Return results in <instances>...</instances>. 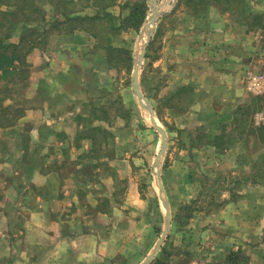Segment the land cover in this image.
Listing matches in <instances>:
<instances>
[{
  "label": "rangeland",
  "instance_id": "obj_1",
  "mask_svg": "<svg viewBox=\"0 0 264 264\" xmlns=\"http://www.w3.org/2000/svg\"><path fill=\"white\" fill-rule=\"evenodd\" d=\"M36 1L44 11L46 20L53 21L49 0ZM176 1L116 0L113 6L106 9L113 20L102 19L97 29L95 27L99 37L96 41L85 33H77L71 37L59 36L55 30L49 29L48 24L46 28L51 33L48 32L42 46L34 49L27 58L28 83L24 84L25 86L8 83L11 92H7L6 81L0 79V104L12 105L23 112L21 117H17L14 125L10 126L20 124L22 132V136L19 135L20 141L13 136L12 139L23 152L6 153L3 158L1 157L6 161L9 160L10 164L7 174H2L3 178L0 177L2 179L0 180V264H24V257H19L20 251L17 249L19 245L23 246L21 247L23 252L26 249L30 251L39 249L35 241L33 244L27 241L30 246L24 248L26 242L24 243L23 222L27 216L24 218L18 216L19 206L16 204L18 194L24 192L23 203H26L27 212L30 206L28 204H32L31 197L39 195L45 206L49 201L44 200L47 197L41 192L50 194L52 191L51 184L35 188L33 182L35 176L39 175V170L30 168V163H34L35 166L38 159L39 163L43 162L41 171L58 172L68 161H76L80 156L82 160H94L100 164V167L106 163L107 168L104 170L102 168L97 170V164L93 165L94 168L87 167L86 170V179L98 181L101 191L104 187L101 179L111 178L112 165L109 163L120 160L126 162V159L131 161L136 156L135 149L141 162L136 176L141 190V201L145 206L144 211L139 213L141 225L137 229H122L123 232L117 236V243H120V247L123 245L124 249L120 248V253L112 258L109 264H142L145 258L152 254L158 242H160L158 249L148 264L155 258L165 264H228L226 261L229 256L232 257L231 262L235 264L250 262L249 256L243 253L240 247L230 249V246L234 245L232 240L234 242L235 239H241L234 235L233 231L225 229L226 223L223 224L224 227L219 228L216 214L227 210L228 201L234 199L237 192H246L245 194L250 195L252 214L256 212V215H260L264 212V145L258 138L264 137V133L256 131V128L264 126V92L255 93L248 90L245 78L240 104L232 107L211 102L212 99H206L202 91L188 89L189 86L174 90L172 86L169 89V85H173L172 60L163 49L165 31L157 37L156 30L158 26L162 28L169 23V20L163 22V19L174 15H170V12ZM258 2L260 0H250L255 7ZM261 2L264 3V0ZM134 4L136 10L140 8V11L132 15ZM235 4L233 9L215 4L210 7L217 9L220 17L229 16L230 23L227 29L230 32L227 38L236 42L231 48L237 53L239 50L243 57L246 67L244 76L247 77L248 73L264 76V29L251 28V19L245 20L240 17L239 5ZM210 7L198 10L199 14L195 16L206 15ZM263 8L264 4L261 9ZM0 9L13 11L15 8L10 9L0 5ZM156 9L158 13L154 26L151 27L149 20ZM88 12L93 11L88 10ZM141 12L145 18L136 30L133 25L137 23ZM262 19L264 21V17ZM25 26L30 27L24 25L20 19L17 26L12 29V42H18ZM148 38L150 41L139 68L138 86L143 97L154 107V110L155 107L159 108L162 120L155 114L156 123L166 133L167 145L158 167H155L154 161L161 149V137L152 126L149 112L139 106L131 87L133 67ZM68 48L72 49L68 65L70 77L67 78L65 85L69 102L59 109L65 120L58 125L55 123L60 127L57 129L59 132L56 131L57 138L52 139L48 133L40 142L34 133L36 127L43 131L51 128L50 124L39 123L50 119L49 111L45 115L41 113L40 116L31 113L29 119L32 121L19 122L25 116V111L29 110L32 104H36V95H32L33 91L28 89L31 87L30 78L34 76L32 71L37 68L41 72L39 75H43L42 70L46 69L48 73L41 79L46 80L51 90L56 89L50 81L49 69L51 63H57L62 67L61 63H58L59 59L56 58L61 52L66 53ZM147 48H149L148 57H145ZM64 65L66 66V63ZM176 85L177 83L174 84ZM178 91L181 94H177ZM210 107L214 115L221 116V112L229 115L227 116L229 121L222 124L227 126L225 139L219 142L214 141L220 135L221 129L217 128L219 132L215 136L214 127L216 128L217 125H214L212 120L201 119L203 114L211 112ZM81 109H84L85 117L78 118L76 115L68 114L74 111L79 115ZM189 110L193 115L189 114L188 118H183ZM68 117H72L73 120L66 119ZM35 120L39 121L36 123ZM64 128H68L70 134H73L69 144L74 145L75 148H79L82 143V140H78L79 136H92L91 149L86 153L80 151L79 154L70 153L68 148L62 151L64 143L60 144V141L66 139L61 132ZM55 140L57 142L54 145ZM212 142L219 143L222 147L220 152L213 151ZM45 148H50L52 151L44 153ZM58 148L61 150L55 151ZM126 174L134 176L133 163L131 173L127 170ZM157 174L160 176L163 187L161 195L167 204L170 217L169 230L161 241V236L166 230V218L156 180ZM24 179H26L25 185L20 183ZM53 188L56 190L55 187ZM125 189V181H123L118 186L119 195L124 194ZM44 208H47V205ZM3 215L8 217L4 218ZM259 219L260 216L251 221L259 226ZM263 236L252 234L251 242L258 245L257 240L262 239ZM218 240H221L220 248L217 247ZM48 242L51 240L43 237V243L49 244Z\"/></svg>",
  "mask_w": 264,
  "mask_h": 264
},
{
  "label": "crops",
  "instance_id": "obj_2",
  "mask_svg": "<svg viewBox=\"0 0 264 264\" xmlns=\"http://www.w3.org/2000/svg\"><path fill=\"white\" fill-rule=\"evenodd\" d=\"M245 1L250 10V14L247 16L248 20L251 19L253 14L264 16V8L261 9L264 3L261 0L257 3V5L262 3L259 7L251 4L250 0ZM212 7L206 12V15L195 16L193 9L186 3V0H177L174 5L175 9L173 8L170 12V15H174L163 19V22L164 20L165 22L169 20V23L165 24L162 28L157 27V37L158 35L161 36L165 31V38L163 40L165 46L163 49L167 51V56L172 60L171 80L173 81V85L170 84L169 89L172 86L173 90L189 86L188 89L202 91L206 99H212L211 102L233 107L236 104L239 105L240 99L243 97L246 67L240 51L238 50L239 53H237L236 50L231 48L236 42L227 38L230 32L227 29V25L230 23L229 16L223 15L220 17L217 9L215 10ZM70 53H72V49L68 48L66 49V53L61 52L60 55L58 54L56 59H59L58 63H61L62 67L57 63H51L49 72L51 73L50 81L56 86L54 90H51L52 88L46 84V80L41 79V77L45 78L43 75L48 73L46 69L42 70L43 75H39L41 72L37 68L32 71L34 75L32 79L30 78V86L32 88L30 87L28 89L33 91L32 95H36V104L31 105L29 109L31 111H25V116L19 122L32 121L29 119L31 113L40 116L41 113L45 115L49 111L50 119L39 123L45 125L50 124L51 128L43 131L36 127L34 133V136L40 142L46 138V134L48 133L52 139L57 138L58 134H56V131L59 132L57 129L60 127L56 126L55 123L58 125L62 123L61 121L65 120V116H62L63 114L61 115L59 109L66 102H69V99L67 101L69 94H67L65 85L67 78L70 77V71L68 72L69 60H71ZM65 63L66 66L64 65ZM55 65L57 68H55ZM175 83H177L176 86H174ZM205 102L208 103L206 100ZM207 107L208 104L206 105ZM152 108L154 110L153 106ZM83 110L81 109V112L78 114L85 117ZM210 111L207 114H203L204 116L201 119L204 121L212 120L214 125H217L216 128L214 127L216 136L219 132L217 128H220L219 126L224 122L229 121L227 119L229 115H226V112L224 114L221 112V116L214 115L212 107H210ZM154 113L156 114L155 110ZM68 114L78 117L74 111ZM189 114L193 115L191 110L184 114L183 118H188ZM71 118L68 117L66 119L71 121L73 120ZM38 121L35 120L36 123ZM221 122L223 123L221 124ZM61 132L66 137L64 141H60V144L64 143L65 146L61 148L62 151L64 148H68L70 153L79 154L80 151L86 153L91 149V142L87 139L82 140L79 148H75L74 145L69 144L73 134H70L68 128H64ZM19 135L20 137L22 136L19 123L18 126L0 129L1 178H3L2 174H7L6 171L10 164V161L2 159V156H5L6 153L11 154V152H23L22 148L16 144L17 142L15 143L12 139L13 136L19 138L18 140L20 141ZM55 142L57 141H54V145ZM54 145H52L53 150ZM50 148H45L44 153H50L52 151ZM211 148L213 151L216 150L215 152L221 151L220 148H216L215 146ZM61 149L58 148L55 151L57 150L59 152ZM134 154L136 156L131 161L126 159V162L125 160H120L109 163V165H112V167L109 166L110 170H112L111 178L101 179L104 185L101 191L99 190L98 181H92L90 178L86 179L87 167L94 168L93 165L97 164L94 160H82L80 156L76 161H68L64 164L59 172L56 170L41 171L43 162L39 163L38 159L35 162V166L34 163H30V168L40 171H38L39 175L35 176V182H33L35 188L38 189L43 185L51 184L52 192L50 194L41 192L42 195L47 197L44 200L49 201V204H45L47 208H44L45 206L42 204L44 201H41V197L34 195V197L30 198L32 204H28L30 206L27 212V207H25L26 203H23L25 199L24 192L18 194L16 203L19 206L18 216L19 218L27 216L23 222V225H25L23 227L25 232L23 234L25 236L24 243L26 242L24 248L30 246V244H27V241L32 244L35 241V245L39 247V249L36 248L31 251L26 249L23 252L21 248L23 246L19 245L17 249L20 251L19 257H24L23 263H111L112 258L120 253V248L124 249L123 245L120 247V243H117V236L123 232L122 229L127 230L126 228H130L132 230L140 227L141 218L139 217V213L143 212L145 207L141 201V190L138 177L136 176V171L141 166V162L139 161L140 157L137 156V149L134 150ZM132 163L134 164V176L132 174H126L127 170L131 173ZM38 164H40L39 167ZM44 166H46V163H44ZM97 166V170L107 168L106 163L101 167L100 164H97ZM83 169L85 172H83ZM1 178L0 180H2ZM123 181H125L126 189L124 190V194L119 195L118 186ZM20 183L25 185L26 179ZM41 190H43V187ZM245 193L237 192L236 197L228 201L227 210L220 211L216 214V218L219 219L217 225L221 228L226 223L225 229L233 231L234 235L240 237L241 240L235 239L234 242L232 240L234 245L230 246V249L233 247L238 249L240 247V250L250 258V262L247 264H264V236L262 239L257 240L259 242L258 245L254 244L255 242H251L252 234L255 236H258V234L264 235V212L260 215H256V212L252 214L250 195ZM259 216L261 218L259 219V226H256L251 220L259 218ZM3 217L7 218L8 215L6 217L3 215ZM43 237L44 239H50L51 242H48L49 244L43 243ZM20 240L19 244L21 243ZM218 241L217 247L220 248L221 240ZM247 242L248 244H246Z\"/></svg>",
  "mask_w": 264,
  "mask_h": 264
},
{
  "label": "trees",
  "instance_id": "obj_3",
  "mask_svg": "<svg viewBox=\"0 0 264 264\" xmlns=\"http://www.w3.org/2000/svg\"><path fill=\"white\" fill-rule=\"evenodd\" d=\"M77 1L65 0L52 2L49 0L51 3L50 9H52L50 14L53 17V21L48 22L44 16V11L40 8V5L36 0H0V5L10 9L13 7L15 8L13 11L0 9V79L6 81L5 88H7V92H11V89H8V83L17 86H25L28 83L29 63L27 58L34 49L42 46L44 43V37L47 36L48 32L51 33L50 30H55L59 36L63 35L66 37H71L77 33H85L96 41L99 37L95 27L97 29L98 25H100V23L106 18L113 20L106 9L113 6L116 0ZM79 3L80 5H78ZM186 3L193 9L195 15L199 14L198 10H204L212 4L225 5L228 9H233L234 6H236L235 3L239 5L238 11L240 17L242 16V18L246 20L247 16L250 14L248 4H246L245 0H186ZM135 7L134 4V14L132 15H135L140 11V8L136 10ZM88 10L93 12L90 13ZM138 16L137 23L133 25L136 30L141 26L145 18L142 12ZM263 17L264 16L259 14H253L251 16L252 25H250V27L264 29ZM20 19L24 25L26 24L30 27L27 28L25 26L26 28L22 29L24 31L20 33L18 42L14 43L11 41V33L12 29L17 26ZM109 22L111 23V21ZM48 24L50 30L46 28ZM148 50L149 48H147L145 57H148ZM177 94H181V92L178 91ZM155 112L157 117L162 120L158 107H155ZM22 114L23 112L21 109H17L12 105L3 106L0 104V128H7L14 125L17 117H21ZM79 117L82 118V116L78 115V118ZM222 123L223 122H221V124ZM219 127L221 133L215 138L214 142H219L225 139V130L227 126L220 125ZM256 131L264 133V126L256 128ZM258 138L260 139V143L264 145V137L260 136ZM85 139L93 142V138L90 135H82L81 137H78V140ZM211 145L216 148H222L219 143H213ZM231 259L232 257L229 256L226 262L228 264H235L234 262H231ZM150 264L165 263L155 258Z\"/></svg>",
  "mask_w": 264,
  "mask_h": 264
},
{
  "label": "water",
  "instance_id": "obj_4",
  "mask_svg": "<svg viewBox=\"0 0 264 264\" xmlns=\"http://www.w3.org/2000/svg\"><path fill=\"white\" fill-rule=\"evenodd\" d=\"M157 9L153 12L152 16H151V19H150V22H151V26L153 27L154 26V20H155V17H156V14H157ZM153 31V29H152ZM150 39L148 38L146 43L143 45L142 47V51L141 53L138 55V60H137V63L134 65L133 67V71H132V77H131V87H132V90L138 100V103H139V106L144 109V110H147L150 114V120H151V123H152V126L155 128V130L160 134L161 136V149H160V152L159 154L156 156V159L154 161V165L155 167H158L159 166V163H160V159L162 157V154L164 153L165 149H166V145H167V140H166V133L164 132V130L158 126V124L156 123V119H155V113H154V110L152 108V106L150 105V103L146 100V98L143 97L140 89H139V86H138V75H139V68H140V64L144 58V53L146 51V47L149 43ZM156 180H157V183H158V187H159V190H160V198L162 199V205H163V209L165 210V218H166V230L164 232V234L161 236V240L164 239L165 237V234L168 232L169 230V227H170V217H169V214H168V207H167V204L163 198V196L161 195V193L163 192V187L161 185V182H160V176L157 174L156 175ZM159 243H157L156 247L154 248V250L152 251V254H150L143 262L142 264H148L150 262V260L153 258L154 254L156 253L157 249H158V246H159Z\"/></svg>",
  "mask_w": 264,
  "mask_h": 264
},
{
  "label": "built area",
  "instance_id": "obj_5",
  "mask_svg": "<svg viewBox=\"0 0 264 264\" xmlns=\"http://www.w3.org/2000/svg\"><path fill=\"white\" fill-rule=\"evenodd\" d=\"M248 90L257 92H264V76L260 74L248 73L247 77Z\"/></svg>",
  "mask_w": 264,
  "mask_h": 264
},
{
  "label": "bare ground",
  "instance_id": "obj_6",
  "mask_svg": "<svg viewBox=\"0 0 264 264\" xmlns=\"http://www.w3.org/2000/svg\"><path fill=\"white\" fill-rule=\"evenodd\" d=\"M149 25H151V22H150V20H149ZM152 27V26H151Z\"/></svg>",
  "mask_w": 264,
  "mask_h": 264
}]
</instances>
